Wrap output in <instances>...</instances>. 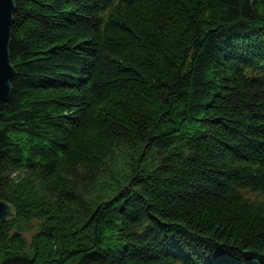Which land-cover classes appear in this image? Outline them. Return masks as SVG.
<instances>
[{
  "label": "trees",
  "instance_id": "trees-1",
  "mask_svg": "<svg viewBox=\"0 0 264 264\" xmlns=\"http://www.w3.org/2000/svg\"><path fill=\"white\" fill-rule=\"evenodd\" d=\"M0 264H264V0H13Z\"/></svg>",
  "mask_w": 264,
  "mask_h": 264
},
{
  "label": "water",
  "instance_id": "water-1",
  "mask_svg": "<svg viewBox=\"0 0 264 264\" xmlns=\"http://www.w3.org/2000/svg\"><path fill=\"white\" fill-rule=\"evenodd\" d=\"M13 0H0V112L11 93L10 81L14 75L9 57V44L14 13ZM11 216L10 206L0 200V222Z\"/></svg>",
  "mask_w": 264,
  "mask_h": 264
}]
</instances>
